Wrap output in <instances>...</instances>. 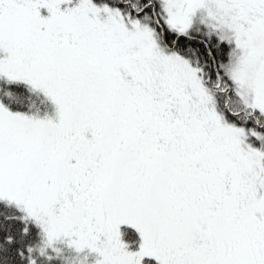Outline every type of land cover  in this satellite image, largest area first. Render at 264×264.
<instances>
[{
  "label": "snow or ice",
  "instance_id": "1",
  "mask_svg": "<svg viewBox=\"0 0 264 264\" xmlns=\"http://www.w3.org/2000/svg\"><path fill=\"white\" fill-rule=\"evenodd\" d=\"M0 264H264V0H0Z\"/></svg>",
  "mask_w": 264,
  "mask_h": 264
}]
</instances>
